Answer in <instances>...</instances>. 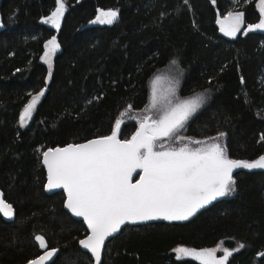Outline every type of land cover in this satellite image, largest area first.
<instances>
[{
    "label": "trees",
    "instance_id": "16d2710c",
    "mask_svg": "<svg viewBox=\"0 0 264 264\" xmlns=\"http://www.w3.org/2000/svg\"><path fill=\"white\" fill-rule=\"evenodd\" d=\"M63 2L56 29L42 19L58 0H1L0 187L15 218L7 222L0 215V264H24L44 252L35 235L56 250L50 264H94L79 244L88 230L67 211L65 193L46 190L42 153L110 135L125 109L141 111L149 104L153 76L171 68L172 61L177 62L179 94L207 97L181 135L204 139L226 133L230 159L254 161L264 155L259 83L264 30L244 34L263 19L258 0H189L190 10L183 7L179 14L174 9L180 0ZM101 9L116 10L117 20L94 23ZM232 12L243 13V27L228 37L218 20ZM53 37L59 48L50 66L45 45ZM41 91L22 126L24 108ZM91 97L99 99L84 107ZM136 129L134 121L123 124L120 139H129ZM232 174L236 191L231 196L188 220L122 228L107 241L100 264H200L178 258L175 248L205 250L223 240L232 252L225 264H264V169ZM240 244L244 247L233 250Z\"/></svg>",
    "mask_w": 264,
    "mask_h": 264
},
{
    "label": "snow or ice",
    "instance_id": "6c2138e0",
    "mask_svg": "<svg viewBox=\"0 0 264 264\" xmlns=\"http://www.w3.org/2000/svg\"><path fill=\"white\" fill-rule=\"evenodd\" d=\"M258 2L259 11L264 14V0ZM183 7L190 10L189 0H180L174 11L179 14ZM64 11L63 0H59L58 7L44 23L59 29ZM170 14L161 13V16ZM117 17L116 11H101L94 23L110 25ZM219 23L220 30L226 36L235 37L243 24V13H228ZM253 30H264V19L254 26H248L244 34ZM45 48L48 49L46 62L51 66L50 57L59 48L55 37L47 42ZM176 63L172 61L173 65ZM163 79L167 78L157 76L152 85L148 111L156 110V117L145 115L131 139L119 138L124 121L118 120L114 131L108 136L42 153V163L47 168L46 190H66V208L75 217H83L87 221L91 234L80 240L79 244L88 250L94 264H100L105 241L116 238L122 226L127 230L154 220H188L207 204L236 191L232 176L234 169H264V155L252 162L228 158L226 146L222 143L226 133H219L208 140L188 138L184 142L185 137L180 132L204 106L206 95L197 93L189 98H180L177 95L180 81L176 79L174 86L168 90L169 94L161 98L157 86ZM259 83L264 89V76L260 77ZM244 94L247 97V92ZM43 95L41 91L32 97L24 108L20 117L22 126L31 118L32 110ZM97 99L99 97L88 98L84 107ZM245 102H248L247 99ZM165 138L180 146L166 147L163 143ZM157 141L161 143L157 144ZM193 144L197 147H191ZM138 169L142 174L133 183L132 176ZM0 211L9 219L14 216L12 206L3 201L2 193ZM34 241L38 242L39 249L47 248L42 235H35ZM243 247L240 244L236 250ZM175 251L199 259L200 264H225L228 256L232 255V252L226 251L223 258L218 260L215 250L196 252L181 247ZM55 253V249L46 251L29 264H45Z\"/></svg>",
    "mask_w": 264,
    "mask_h": 264
},
{
    "label": "rangeland",
    "instance_id": "374dc122",
    "mask_svg": "<svg viewBox=\"0 0 264 264\" xmlns=\"http://www.w3.org/2000/svg\"><path fill=\"white\" fill-rule=\"evenodd\" d=\"M64 3V2H63ZM58 5H59V0H58ZM65 5V4H64ZM58 7V6H57ZM258 7H260V5H259V2H258ZM55 11V10H54ZM233 14H236V13H238V12H232ZM227 15L228 14H226L225 16H223V17H221V18H219V20H218V25H219V29L221 28V25H220V23H219V21H221V20H224L226 17H227ZM264 15V14H263ZM49 17V16H48ZM48 17H45V18H43L42 19V21L44 22V20L45 19H47ZM63 17V16H62ZM263 19H264V16H263ZM61 21H62V18H61V20H60V24H61ZM46 24V23H45ZM47 25H50V26H52L50 23H48ZM53 27V26H52ZM242 27H243V24L241 25V29H242ZM241 29H240V31H241ZM221 31V30H220ZM222 32V31H221ZM223 33V32H222ZM239 33V32H238ZM237 33V34H238ZM224 34V33H223ZM236 34V35H237ZM225 35V34H224ZM228 37H231V36H228ZM52 56L53 55H51V57H50V60H51V58H52ZM45 59H48V58H46L45 57ZM157 76H161V77H166L167 79H163L161 82H160V84L157 86L158 87V90H159V92H158V95L161 97V98H163V97H165V96H167L168 94H169V92H168V90H169V88L171 87V86H174V81L176 80V79H179V77H178V68L176 67V65H172L171 66V68H167V69H164V70H161V71H159V72H157L154 76H153V78H152V80H151V82H150V98H149V104L143 109V110H141V111H135V110H133V109H131L130 107L129 108H127V109H125L121 114H120V116H119V118H118V120H123L124 122L121 124V128H122V126H123V124H125V123H127V122H129V121H134L136 124H137V129H136V131L137 130H139V122H140V120L145 116V115H147V114H152L153 115V118H155L156 117V110H152V112L151 113H149V108H150V106H151V97H152V85H153V81L155 80V78L157 77ZM179 87V86H178ZM177 95L180 97V98H184V97H182L180 94H179V90L177 91ZM187 98H189V97H187ZM206 99H207V97H206ZM133 117L135 118V119H133ZM117 120V121H118ZM114 131V130H113ZM120 131H121V129H120ZM136 131L132 134V136L133 135H135V133H136ZM181 134V133H180ZM131 136V137H132ZM131 137L129 138V139H131ZM185 137V141L184 142H187V139L189 138V137H186V136H184ZM214 137H216V136H214ZM119 138H120V135H119ZM212 138V137H211ZM192 139H194V138H192ZM209 138H204V139H194V140H208ZM159 143H161V141H157V144H159ZM163 143L165 144V146L166 147H168L169 145H171V146H173V147H179L180 146V144H176V143H173L171 140H169V139H167V138H165V140L163 141ZM222 143H223V145L224 146H226L225 145V138L223 139V141H222ZM191 147H197V145H191ZM226 154H227V156H228V153H227V148H226ZM228 158H229V156H228ZM249 162H252V161H249ZM142 173V172H141ZM232 176H233V174H232ZM233 179H234V177H233ZM234 181H235V179H234ZM232 195V194H231ZM231 195H228V196H225V197H229V196H231ZM225 197H219V198H225ZM219 198H217V199H219ZM216 199V200H217ZM215 201V200H214ZM214 201H212L211 203H209V204H207L205 207H207V206H209L210 204H212ZM204 207V208H205ZM203 209V208H202ZM202 209H200V210H202ZM199 210V211H200ZM199 211H197L196 213H198ZM194 216V215H193ZM192 217V216H191ZM190 217V218H191ZM168 221V220H167ZM182 221H184V220H182ZM181 247H183V248H187L189 251H196V252H199V251H203V250H198V249H195V248H190V247H187V246H178V247H176L175 248V250L177 249V248H181ZM237 248H239V246L238 247H236L235 249H233V250H236ZM174 250V251H175ZM205 250H215V257H216V259H222L223 258V256H224V254H225V252L226 251H231V250H228L226 247H225V244H224V240L223 241H221L217 246H215L214 248H211V249H205ZM175 254H176V256L177 257H179V258H194V257H191V256H184V255H182V254H179V253H177L176 251H175ZM194 259H196V258H194ZM196 260H198V261H200L199 259H196Z\"/></svg>",
    "mask_w": 264,
    "mask_h": 264
},
{
    "label": "water",
    "instance_id": "95a60500",
    "mask_svg": "<svg viewBox=\"0 0 264 264\" xmlns=\"http://www.w3.org/2000/svg\"><path fill=\"white\" fill-rule=\"evenodd\" d=\"M0 5H1V0H0ZM101 11H116V10H113V9H110V10H108V9H101L98 13H97V16L100 14V12ZM117 12V11H116ZM118 13V12H117ZM119 16V15H118ZM118 18V17H117ZM117 20V19H116ZM115 20V21H116ZM0 29H1V14H0ZM55 39L57 40V38L55 37ZM57 43H58V40H57ZM92 140V139H91ZM88 141H90V140H88ZM85 142H87V141H85ZM85 142H82V143H85ZM79 144H81V143H79ZM70 145V144H69ZM66 146H68V145H66ZM66 146H63V147H59V148H64V147H66ZM56 148H58V147H55V148H50V149H56ZM49 150V149H48ZM47 151V150H46ZM44 167H45V169H46V172H47V168H46V166L44 165ZM235 170V169H234ZM233 170V171H234ZM140 174H142L141 173V170H137V172L136 173H134L133 174V176H132V182L133 183H135L137 180H138V178H139V175ZM46 184H47V180H46ZM59 191H63L64 193H65V195H66V201H65V207H66V202H67V192H66V190H64V189H54V190H52V191H49L50 193H54V192H59ZM0 193H2V199H3V201L5 202V203H7V204H10L11 206H12V209H13V211H14V216L11 218V219H9V218H7V217H5L4 215H3V212L2 211H0V215L3 217V219L5 220V221H7V222H11V221H13L14 220V218H15V208H14V206H13V204L12 203H10V202H8L7 200H6V198H5V194H4V192H3V190H2V188L0 187ZM67 209V208H66ZM67 211H69L70 212V210H68L67 209ZM75 219H77V220H80V221H82L84 224H85V226H86V228H87V230H88V234L82 239V240H84V239H86L87 238V236L88 235H90L91 234V230L88 228V226H87V221H85L84 220V218L83 217H75L73 214H71ZM154 221H157V220H154ZM122 228H123V226H122ZM121 228V229H122ZM109 239H111V238H109ZM109 239H107L106 241H105V245H106V243H107V241L109 240ZM46 241V240H45ZM46 244H47V242H46ZM82 247V246H81ZM105 248V247H104ZM42 250H44V252H42L40 255H43L46 251H50V250H53V249H42ZM86 251H88V250H86ZM103 252H104V249L102 250V253H101V260H102V256H103ZM56 254V253H55ZM39 255V256H40ZM39 256H37V257H35V258H33V259H36V258H38ZM54 257H55V255L51 258V260H49V261H46L45 262V264H50L53 260H54ZM93 258V257H92ZM33 259H31V260H33ZM30 260V261H31ZM100 263H101V261H100ZM24 264H29V261L28 262H26V263H24Z\"/></svg>",
    "mask_w": 264,
    "mask_h": 264
}]
</instances>
